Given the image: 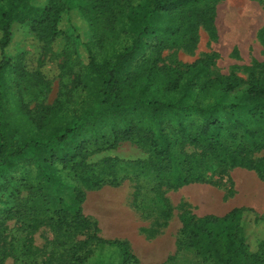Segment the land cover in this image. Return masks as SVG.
<instances>
[{"label":"rangeland","instance_id":"obj_1","mask_svg":"<svg viewBox=\"0 0 264 264\" xmlns=\"http://www.w3.org/2000/svg\"><path fill=\"white\" fill-rule=\"evenodd\" d=\"M73 1L75 5L62 16L60 32L56 35L44 29L33 30L27 23L13 26L12 39L5 51L10 66L2 100L11 135L25 133L29 125L41 129L51 124L62 125L92 104L91 81L83 67L87 63L84 45L88 44L98 58L107 57L119 47L125 22L144 25L142 17L128 14L121 21L124 15L115 10L120 5L117 2L123 5L122 0H103L110 7L100 14L88 7V0ZM33 3L42 6L50 0H33ZM196 7L207 18L212 17L214 37L192 14V8ZM148 23L150 29L143 45L127 66L134 78H138L135 83L142 82L143 73L156 62L165 72L157 73L155 88L160 95L171 96L170 91L164 90L171 70L185 71L196 59L211 55L206 75L200 77V81L209 83L204 92L206 97L225 107L233 105L227 109L220 106L217 110L225 121L248 120V107L244 104L246 84L223 92L221 81L229 74L247 81L254 63H261L264 69V0H217L213 4L201 1L191 5L185 15L176 11L161 13L148 18ZM194 94L189 95V101L194 99ZM23 113L30 117L25 118V123L19 119ZM248 123L264 134V122ZM102 131L107 133L108 128ZM174 141L172 151L178 162L203 151L200 146L175 138ZM251 157L264 160V148ZM113 158L119 161L115 166L118 184L107 182L97 189H87L80 186L72 172L61 171L59 165L57 172L65 184L61 193H69L70 197L78 187L83 191L82 214L96 222L98 236L119 239L118 230L126 228L133 242L128 246L137 263L123 262L118 248L96 245L93 240L88 242L86 250L73 253L72 247L85 236L75 223L59 222L48 210L51 207L46 202L50 198L48 193L53 192L47 183L40 185L48 198L42 205L31 206L30 185L34 175L31 167L24 166L0 173V195L5 208L16 203L23 205L19 218L3 221L4 213L0 212V264H78L75 256L85 251L88 257L82 264H223L205 249L187 247L189 238L180 235V219L183 215L221 216L234 207L252 211L243 215L248 249L259 256L258 264H264L261 244L264 226L254 221L256 216H264V175L245 167L223 169L217 166V160H209L203 165L208 173L206 181L169 188L164 178L169 177L170 168L154 159L147 146L133 141H120L114 148L90 154L85 164L98 165L105 160L109 163ZM24 176L26 180L20 183L17 177ZM8 193H18V198ZM34 213L42 222L32 227ZM89 231L92 233V226Z\"/></svg>","mask_w":264,"mask_h":264},{"label":"trees","instance_id":"obj_2","mask_svg":"<svg viewBox=\"0 0 264 264\" xmlns=\"http://www.w3.org/2000/svg\"><path fill=\"white\" fill-rule=\"evenodd\" d=\"M88 1V7L99 14L110 7V3L103 0ZM122 1L123 5L117 2L120 5L115 10L124 15L121 21L127 19L128 14L129 17H142L144 25L135 26L125 22L121 27L119 47L107 57L98 58L88 44L84 45L87 63L83 67L91 81L92 104L62 125H44L47 126L44 129L29 125L34 129L28 127L25 133L14 136L8 132L6 112L2 106L6 92L5 79L10 66L5 51L12 39L13 26L27 23L33 30L44 29L56 35L60 32L58 25L62 16L75 3L73 0H50L49 4L41 6L35 5L33 0H0V173L24 166L32 168L34 182L30 185L33 190L30 193L33 195L31 206L42 205L49 196L46 202L51 207L47 208L57 216V221L75 223L85 236L72 247L73 253L85 249L88 242L93 240L96 245L118 248L123 262L132 260L137 263L127 241L104 239L97 235L96 222H91L82 214L85 194L79 187L70 197L69 193H61L65 184L60 172H57L58 166L61 165V171L72 172L80 186L87 189H97L107 182L118 184L115 175V166L119 162L117 159L92 166L85 164V160L90 154L114 148L120 141H133L147 146L154 159L170 168L169 177L164 178L169 188L206 181L208 173L203 165L209 160H217V166L223 169L245 167L264 175V160L251 157L264 148V134L248 123L250 120L258 122L257 125L264 122V69L261 63H254L247 81L234 74L223 76L221 81L223 92H230L241 83L246 84L244 104L248 107V120L235 118L225 121L217 110L220 106L227 109L233 105L225 107L206 97L204 92L209 83L200 81V77L206 75L211 55L196 59L187 65L185 71L171 70L173 73L164 88L171 92V96H162L155 88L154 80L157 73L165 72L164 67H157L156 62H153L143 73L140 83L134 82L138 78H134L127 67L139 53L150 29L148 18L175 11L185 15L191 5L201 1L213 4L217 0ZM210 10L213 11V8ZM192 14L197 17L198 23L207 26L209 35L214 37L212 17L207 18L205 12L197 7L192 8ZM193 92L195 97L189 101L188 97ZM25 118L30 119L24 113L19 116L23 122ZM104 128H108L107 133L102 131ZM173 137L180 142L200 146L203 151L178 162L172 151L175 143ZM109 175L110 178L107 177ZM26 177H17V180L21 183ZM41 182L47 183L53 193H48V196L42 193ZM8 195L18 198V193ZM4 204L0 195L3 221L15 216L19 218L22 204L16 203L7 209ZM249 211L244 207H234L221 216L183 215L180 219V235L189 238L187 247L205 249L223 264H258L259 256L249 251L245 235L243 215ZM31 221L32 227L42 222L36 214L31 216ZM254 221L264 226V216H256ZM90 226L93 228L92 233L88 232ZM261 244L264 245V239ZM85 252L75 256L78 264L86 261L88 251Z\"/></svg>","mask_w":264,"mask_h":264},{"label":"crops","instance_id":"obj_3","mask_svg":"<svg viewBox=\"0 0 264 264\" xmlns=\"http://www.w3.org/2000/svg\"><path fill=\"white\" fill-rule=\"evenodd\" d=\"M119 221L121 222V220ZM118 232H119V235H116L117 238L123 239L127 241L129 244L133 243L130 236L128 235V230H126V228H122L121 230H118Z\"/></svg>","mask_w":264,"mask_h":264}]
</instances>
